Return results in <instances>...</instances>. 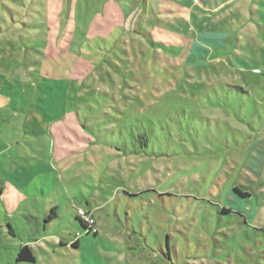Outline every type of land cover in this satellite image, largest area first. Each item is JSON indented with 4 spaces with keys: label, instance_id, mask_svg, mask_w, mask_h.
Listing matches in <instances>:
<instances>
[{
    "label": "rangeland",
    "instance_id": "rangeland-1",
    "mask_svg": "<svg viewBox=\"0 0 264 264\" xmlns=\"http://www.w3.org/2000/svg\"><path fill=\"white\" fill-rule=\"evenodd\" d=\"M127 1L0 0V264H264L261 0L234 3L257 57L241 19L200 57Z\"/></svg>",
    "mask_w": 264,
    "mask_h": 264
},
{
    "label": "crops",
    "instance_id": "crops-1",
    "mask_svg": "<svg viewBox=\"0 0 264 264\" xmlns=\"http://www.w3.org/2000/svg\"><path fill=\"white\" fill-rule=\"evenodd\" d=\"M236 1L238 0H142L141 1L142 3H136V0H128L127 3H125V5L128 11L135 12V14L138 16V19L140 18L142 21L144 20L148 22L150 25L152 23L154 24L157 23L156 25H164L165 27L169 26L174 28H177L178 26H182L183 29L187 31V35H189L190 39L191 37H193L191 39V44H192L191 46L198 51L200 57L205 56V54H208L210 56H216L217 53H221V50H223V52H226L227 48L222 46L221 42L222 40L225 39L224 37H227V34L221 37L217 33L212 34V31L223 29L227 25H231V23H233L234 25L236 20L241 19V25H242L241 29H244L243 33L247 35V38L249 40L248 48L253 47V50L255 51L254 55L255 57H257V53L255 50L256 47L254 48L252 43V38L255 35L254 34L255 30L253 28L254 23H251L252 22L251 19L248 18L247 13H245L246 9H243L244 4L243 3L234 4L236 3ZM254 8H256V11L258 13L260 12L264 13V0H261L260 4L254 6ZM150 9L152 10V12H149ZM222 23L225 24L221 26ZM169 27L168 29H170ZM262 27L264 28V26ZM181 32L185 33L184 31ZM187 35H183V34L181 35L177 33L178 37L176 38L175 33L170 32L169 40H177L181 42L182 39H185V41L187 42L189 41V37L187 40ZM239 40L243 41L244 38H240ZM211 43H214L218 50L216 54L211 48L208 47V45L211 47ZM246 63L253 70L256 71L260 70V62L254 61V66H251V64H249V61L245 62V64ZM238 66L240 68H244L243 65L238 64ZM7 148L8 147L5 145L4 141H1L0 151H4V149ZM37 176L46 177L42 179H52L55 177V174L51 171V167H50V170L41 171L40 173L37 174ZM33 182L34 184L36 182V178L34 177H32L30 180H27V183H25L23 188H20L21 190L20 194H23L22 192L24 191L28 196L29 194L28 191L30 189L29 186ZM47 183L49 185H52V181L50 182L43 181L41 183H36L37 192L39 193L40 191L42 193H46L47 191L44 185L46 186ZM1 185L2 186L0 189V194L4 193L5 186L9 188L14 187L13 182H10L8 180L6 181L5 184H1ZM41 185L43 187H40ZM56 217H58V215ZM77 217H78V212H77ZM51 221H46V222L49 223ZM8 227L9 229H11L13 233H15L13 224L8 223ZM44 236H40V238ZM75 239L69 241L68 239L61 238L60 241L61 243H66L65 245H69V243L72 245ZM80 240L81 238L79 239V246H80ZM25 244L30 245L34 249L35 255L37 257L36 250L33 247V245H31L30 242H27ZM38 258L39 257H37V260L31 264H37ZM16 263L25 264V262L17 261V256H16Z\"/></svg>",
    "mask_w": 264,
    "mask_h": 264
},
{
    "label": "trees",
    "instance_id": "trees-1",
    "mask_svg": "<svg viewBox=\"0 0 264 264\" xmlns=\"http://www.w3.org/2000/svg\"><path fill=\"white\" fill-rule=\"evenodd\" d=\"M237 190L242 195H246V196L249 195L248 193L241 192L239 189H237ZM56 207L57 206H54L52 208V212L46 218V221H51L52 219H54L57 216V213L54 212L55 209H56ZM52 213H54V215ZM77 220L80 221V223L84 226L85 230H84L83 233H80V235H79V233H77L76 239L73 241V244H72L75 247H78L79 246V239L83 235L91 233V232H86L88 226H87V223L81 217L78 216L77 217ZM94 234L97 235L98 232L97 233H94ZM36 260H37V257L35 255L34 249L30 245H28V244H25V243L22 244L20 246V249H19V252H18V255H17V261H19V262H27V263H34Z\"/></svg>",
    "mask_w": 264,
    "mask_h": 264
},
{
    "label": "built area",
    "instance_id": "built-area-1",
    "mask_svg": "<svg viewBox=\"0 0 264 264\" xmlns=\"http://www.w3.org/2000/svg\"><path fill=\"white\" fill-rule=\"evenodd\" d=\"M78 216L81 217L87 223L86 232L97 233L98 229L96 227V222L93 214L91 212H87L83 209L78 210ZM80 235V233H79Z\"/></svg>",
    "mask_w": 264,
    "mask_h": 264
}]
</instances>
